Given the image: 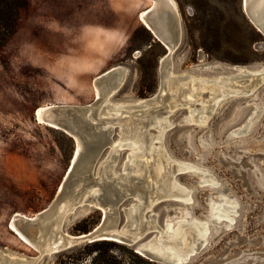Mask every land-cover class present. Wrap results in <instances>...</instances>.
Returning a JSON list of instances; mask_svg holds the SVG:
<instances>
[{
	"label": "rangeland",
	"instance_id": "1",
	"mask_svg": "<svg viewBox=\"0 0 264 264\" xmlns=\"http://www.w3.org/2000/svg\"><path fill=\"white\" fill-rule=\"evenodd\" d=\"M173 1L178 13V43L164 59L169 62L166 76L170 80L161 92L160 61L166 49L138 16L149 6L148 0H28L16 32L0 48V256L25 264L99 263L93 259L98 256V249L89 251L90 243L52 254L39 253L25 245L9 224L15 213L32 217L52 202L76 146L75 140L62 130L37 122L35 108L55 103H91L96 97V75L118 65L124 68V76L106 101L118 104L119 110L127 109V113L112 120L99 119L97 124L104 129L100 134L105 135L106 131L107 144L114 145L129 121L138 125L150 120L142 128L150 136L143 140L142 152L146 153L150 146L162 152L173 173L171 180L189 191H170L171 195L154 202L149 212L145 208L142 218L149 222L148 230L158 233L163 220L178 217L186 206L176 200L187 196L189 202L193 201L189 205L192 216L203 221L207 195L214 200L220 194L214 190L225 188L236 200V216L221 215L211 223L209 240L203 247L205 241L193 236L192 244L202 248L192 250L195 254L184 264H264V79L249 87L258 76L251 74L245 79L231 70L232 65L249 66L248 71L264 68V34L247 19L241 0ZM135 28L138 30L131 42L129 37ZM116 43H120L119 47L110 52ZM188 78L202 84L191 106L184 99L190 91L185 90L178 99H174L173 91L178 84L175 81ZM221 78H230L231 82H216ZM213 94V101L208 103ZM153 96L150 104H138ZM171 98L173 106L167 107ZM155 107L159 110L154 111ZM101 108L108 109L103 103ZM132 110L140 111L131 113ZM190 111L194 118L186 122ZM206 113L209 115L204 117ZM155 117L168 125L159 129ZM93 129L88 126L86 132ZM241 129L242 134L228 138ZM160 130L161 136L156 137ZM92 142L83 139L81 151H89ZM110 145L102 148L88 174H82V162L74 168L77 179L70 191L78 190V182L88 184L101 164L112 162L110 172L102 176L104 180L121 172L128 145L116 147L115 159L108 156ZM197 155H201V162ZM87 157L85 153L83 159ZM180 163L206 169L218 185L210 189L200 184L197 174L176 168ZM144 181L140 179L130 187L140 189ZM85 187L80 196L83 201L62 214L60 230L69 235L84 233L100 220L101 210L94 205L95 200L91 196L84 199L97 186L89 183ZM138 202L137 197H123L117 207L119 223L125 220L122 209ZM71 213L74 215L68 219ZM150 213L156 214L154 220ZM76 225L87 226V230H78ZM149 235L142 236V240ZM114 243L120 247H108L106 252L102 247V257L124 264H145L131 257L129 250H134L126 242ZM186 250L185 254L191 252Z\"/></svg>",
	"mask_w": 264,
	"mask_h": 264
},
{
	"label": "water",
	"instance_id": "2",
	"mask_svg": "<svg viewBox=\"0 0 264 264\" xmlns=\"http://www.w3.org/2000/svg\"><path fill=\"white\" fill-rule=\"evenodd\" d=\"M153 1V0H152ZM171 1V0H170ZM257 0H252L253 2H256ZM254 7H250V3H247L246 7L244 6V0H241V8L243 13L246 15L247 12L252 14V19L256 21V23H262V30H264V13L261 17H257L255 14V11L253 9H256ZM252 8V10H251ZM145 16L147 23L151 28H145L153 35V37L161 42L166 52L164 54L163 59L160 61V68L162 69L164 66V59H167L169 54L176 48V45L178 43V31H177V20L175 16L172 14V12L169 10V8L164 7V0H159L157 3H152L149 7L145 8ZM248 20L250 18L246 15ZM257 17V19H255ZM250 22L253 24V22L250 20ZM249 66H240V65H232L231 70L233 72H237L235 76L243 75V70H248ZM124 72V68L122 66H111L101 72L100 74L96 75V82L95 85H103L104 88L106 87V91H108L111 88L116 87V79L120 77ZM103 91L96 95L94 100L91 103H88L86 105H71V104H62V103H55V104H48L44 106L41 123H54L58 126V129H62V131L68 136L72 137L76 143L79 144V151L75 159H73V156L70 161V166L68 170L66 171L60 188L57 191L56 197L52 200V202L45 207L44 209L37 212L32 217H23V216H16L19 218L18 222L20 226H28L32 227L36 225L38 222L46 219L53 210L59 207L61 202H64L65 197L69 194L70 195V185H72L77 178H75V173H73V170L77 165L82 162V174L89 173L90 167L93 165V162L98 158L102 148L105 145H110L108 143V137L106 135V131L104 132L105 135L102 137H98L95 141L93 135L89 132H86L88 130V126L94 127L95 124L98 123L99 119H106V120H112L113 117L109 116L106 118H100L98 114L96 113V108L99 106V104L103 103L104 106H107L108 108H112L114 105H111L107 103V101L102 97ZM155 99V96L141 99L138 104L140 103H151ZM130 106H137V105H130ZM258 108V105H256ZM91 110V111H90ZM159 109L155 107L154 111H158ZM35 116L36 121H38L37 116ZM96 117V118H95ZM192 120L191 118L186 119V122ZM150 120H144L141 123L143 125H146ZM251 122V119H249L248 124ZM91 124V125H90ZM165 125H168L166 123ZM49 126V125H48ZM55 129H57L55 127ZM77 130V131H76ZM85 130V131H83ZM76 136V137H75ZM235 136L229 135L228 138H234ZM89 138L90 140H93L92 147H90L89 151L86 149H83L81 151V148H83V139ZM150 136H147V132L144 129L142 131V140L149 139ZM206 139L208 143H210V138L206 136ZM118 145H126V143H119L115 145H110V153L108 156L111 157V159H115L116 154L115 150ZM143 147V146H142ZM145 148V145L143 148H141L143 151ZM207 146L204 148V151H206ZM85 153L88 154V157L86 159H83L85 157ZM74 155V153H73ZM73 159V161H72ZM197 160L201 162L202 157L201 155H197ZM168 161V160H167ZM140 162V161H139ZM138 163V161H137ZM104 164L100 165L98 168L102 170ZM107 166L108 170L112 169V162H108L105 164ZM189 167V166H186ZM195 170L200 172L202 174V179L207 177V181L205 182L208 184H204V186L209 187L210 189H213L218 183L213 182L212 178L210 177V174L206 172V169L197 166ZM194 170V171H195ZM193 170L187 169V172L189 173H195ZM97 172V171H96ZM107 175V174H105ZM119 175L112 174L107 180L102 179V177H91L88 181L89 183L96 184V188L92 190V192L84 199H88L90 196V199L95 200V204L97 207L101 210V217L92 229L81 233L79 236H81L82 243H92L96 241H114V242H121L120 238H126L124 241L134 250L135 253L143 255L146 257L149 261L155 262L156 264H184L187 262V260L195 254V252H190L189 254H185L184 251L181 253V258L179 260H176L173 255H176V250H173L172 252L169 251V249L165 248V244L168 242L164 237L163 234V228H165V225L169 223L171 220H175L177 217L170 216L169 218L163 220V227L158 233H154L153 230H148L149 227H151L146 219H143V214L145 208L146 211L149 212L150 206L162 199L166 198L168 195H171V192L169 189L174 188V190L182 192V193H189V191L182 185L174 182L173 179V173L169 167V171H166V176L160 178L159 186L160 189L156 195H151L150 190L152 188V184H146L142 183V186L140 189L131 188L130 185L139 183V180L142 179L141 177L130 175L126 178H118ZM209 177V178H208ZM99 178V179H97ZM96 180L98 182H96ZM212 181V182H210ZM201 183V182H200ZM83 185L81 188H79L77 191H75L72 194L71 202H69L64 209L61 211V214H63L65 211L70 209L73 205L78 203L79 201H83V198L80 197L84 189L86 188ZM170 186L172 188H170ZM136 190V191H134ZM140 190V191H139ZM210 194L207 195L206 200ZM124 196L128 197H137L139 199V202L136 204L138 209L135 210V216L136 220L134 223L131 224L130 221H125L121 224L118 222V208L120 201L123 199ZM173 199V198H172ZM93 200V201H94ZM176 200V199H175ZM180 201L183 205L189 207V205L192 202H183L182 200H176ZM233 202V201H232ZM132 207H125L122 209V212L125 214L129 213V209ZM179 209V208H178ZM235 209L231 213L232 215H235ZM181 211V208L179 209ZM121 211V209H120ZM192 215V213H191ZM156 214L150 213L149 217L154 220ZM236 216V215H235ZM234 216V218H235ZM110 218V220H109ZM189 224L185 227H189L190 230H195V226L199 225L200 221H198L196 218L191 217ZM233 218V219H234ZM125 219V218H124ZM129 220V219H128ZM229 225L232 224L231 219L228 220ZM61 223V220H60ZM141 224V226L139 225ZM182 225V223H179ZM210 227L208 228L207 236L202 240L205 241L202 245L205 246L207 241L209 240L208 234ZM150 234L149 237L146 240H142V236L146 234ZM123 238V239H124ZM187 240V239H186ZM189 240V239H188ZM200 240V239H199ZM123 241V240H122ZM65 241H63L61 244L57 246V249L60 250L62 247L64 248ZM190 242H188L189 244ZM72 246V245H71ZM70 246H65V248ZM179 247V246H178ZM201 247V248H202ZM186 248V247H185ZM200 247L195 246L193 248V251H198ZM200 248V249H201ZM140 249L142 251V254L139 253L137 250ZM58 250L52 251L50 249L44 248L41 252L45 253H55ZM186 251H190V247L188 246Z\"/></svg>",
	"mask_w": 264,
	"mask_h": 264
},
{
	"label": "bare ground",
	"instance_id": "3",
	"mask_svg": "<svg viewBox=\"0 0 264 264\" xmlns=\"http://www.w3.org/2000/svg\"><path fill=\"white\" fill-rule=\"evenodd\" d=\"M148 1L150 2V4H149V6H150V5H152V3H157L159 0H153V1L148 0ZM247 3H250V7L256 6L255 7L256 9H253V10L255 11V14L257 15V17H261L263 15V13H264V0H257L256 2H253V3H252V0H244V6L245 7H246ZM164 7L169 8V10L172 12V14L175 16V18L177 20L178 13H177L174 1L173 0H171V1L170 0H164ZM251 10H252V8H251ZM246 15L253 22V24L252 23L251 24L257 30H259L260 32H262L264 34V30H262L263 24L262 23H256V21L254 19H252V17H251L252 14L247 12ZM138 16H139V18H140V20L144 26H146L147 28H151L149 26V24L147 23V20H146L145 9L142 10ZM257 17H255V19H257ZM168 68H169V62L166 61L164 63L163 68L161 69V75H162L161 82H160V89H161L160 91L161 92L164 91V89H165L164 87H166V85L168 84V80H170L169 75L166 76V71L168 70ZM243 71L244 72H242V74L245 76L244 77L245 79L251 74H254V75L259 77L258 80H256V79L252 80L250 85H248L249 87H253L255 85V83H257L260 79H264V68L260 69L258 71H248V70H243ZM123 76H124V72L120 77H118L116 79V81H115L116 87L119 86L120 82L122 81ZM229 79L230 78H227V79L221 78L219 81H216V82H220V81L225 82V83L231 82V80H229ZM175 83H178V84H176L175 87L173 88V91L175 94L174 99H178L179 96H181V94L185 90L186 91L188 90L190 92L184 96V99H185L187 105L191 106L192 102L198 98L199 94L197 93V90L200 88V86H202V84L199 83V80H193L192 78H188L183 82L175 81ZM116 87L111 88L108 91H106V90H104V86L102 84L101 85L99 84L96 86L94 83V95L96 96L103 91L102 97L106 100L107 97L111 94V92H113L116 89ZM214 89L216 91H218L217 86H214ZM215 95L216 94H213L212 96H210V99H208L207 102L209 103L210 100L213 101ZM174 99L171 98L166 103V106L167 107L173 106ZM101 104H99V106L96 108V113L98 114V116L100 118H106L109 116L115 118L120 113H127V111H126L127 109L119 110L121 107L118 104L114 105L112 108H108L107 111H105L104 108L103 109L101 108ZM44 106H46V105H44ZM44 106L36 107L34 110V115H36L37 119H38L37 122L41 123L42 116L44 115V113L42 112L44 109L43 108ZM208 106H209V104L207 105L206 108H208ZM132 111L133 112H131V113H135V112H138L140 110H132ZM203 111L204 110H202L201 112L203 113ZM193 115H194V112L190 111L189 115L187 116V119L188 118L193 119L194 118ZM208 115L209 114L206 113L204 115V117H206ZM154 123L159 129H161L163 127V125H165L167 122H164L161 118L155 117ZM45 124L49 125L52 128L56 127L58 129V126L54 123L50 122V123H45ZM93 128H94L92 130L93 132L89 131V133H91L94 138L102 137V133L100 134V131L104 130V129H102V125L101 124H95V126ZM142 128H144L143 123H141V124L138 123V125H135V124L131 125V123L129 121L126 125V128H124V130H122V134H120V137L114 143V145L119 144V143H126L128 145V149H129V152L127 154V159H126V161L123 162V165L121 167V172L118 173L117 175H119V177H118L119 179L129 177V174L141 177L142 179L145 180L144 183L152 184V188H151L149 194L156 195L160 189V186H159L160 178L162 179V177L166 176V171H169L170 166L168 165V161H167L165 155H163V153L159 152L157 149H153L152 146H150V149L146 153L141 151V148L144 147L143 140L141 139L142 131H143ZM59 130H62V129L59 128ZM242 133H243L242 129L237 130L236 132L234 131L232 133V136L240 135ZM157 136H161V130L156 135V137ZM75 140H77V139H75ZM79 149H80L79 144L76 143L73 159L76 158ZM73 159H72V161H73ZM137 161H138V163H137ZM176 168L189 169V170L194 171L195 168H197V167L196 166L186 167L184 164L180 163L176 166ZM109 172H110V170H108L107 166H105V164H104L102 170L100 168L97 169L96 175H97V177H102L104 174H107ZM194 172L200 178L199 183L201 182L200 184H205V181L202 179V174L200 172H198L197 170H195ZM83 183H84V181L78 182L76 184V188L77 189L81 188L84 185ZM206 184H208V183H206ZM170 188H172V187L170 186ZM169 190L174 191V192L176 191V190H174V188L169 189ZM134 191H136V190H134ZM217 191L220 194H218L217 198H215L214 200L212 199V197H210V195L208 196L206 218L203 221H200L199 225L195 226V230H190L189 227H185L186 225L189 224L190 220L192 219L191 217H193L191 215L189 207H187V206H186V208H184L181 211V214L175 220H171L169 223H167L165 225V228H163L162 236L164 237V239H166L168 241L165 244V248L169 249L170 252H172L173 250L178 251V252H176V255H173L172 253L170 254L171 256H174L176 260H179V258H181V253H183V251L186 250L188 248V246L190 247L191 251L193 250V248L195 247V245L192 244V242L194 241L193 236H196L198 239L203 240L207 236L209 225H211V223L213 224V223L217 222L219 220V216L225 215V214L226 215L231 214L233 212L234 208L236 207V202H235L236 200L232 196H230L226 193L225 188H221L219 190H214V192H217ZM74 192H75L74 190L71 191L70 195L68 194L65 197L64 202H61L59 207L56 208L55 210H53L51 212V214L46 219L38 222L36 225H34L32 227L20 226L19 222H18L19 218L16 216H18V215L23 216V217H26V216L24 214L15 213L12 220L10 221L9 229L11 231H13V233L25 245L31 247L32 249L38 251L39 253H41V251L44 248L50 249L52 251L58 250L57 246L59 244H61L63 241H65L64 248H65V246H71V245H76V244L82 243L81 236H79L81 233L78 235H69V234L60 230V220L62 217L61 211L64 209V207L69 202H71L72 194ZM181 200L183 202H189L190 199H189V196H187ZM136 208L138 209L137 205H134V206H132V208L129 209V213L125 212V214H126L125 220L130 221L131 224L134 223L136 220V216H135L136 215L135 210L137 211ZM73 215H74V213L73 214L71 213L68 216V219H72ZM109 220H110V218H109ZM179 223H182V225H180ZM123 238H120L121 242H125L124 240L126 238H124V239ZM188 239H190V240H188ZM188 242H190V243L188 244ZM137 251L142 254V251H140V249H138ZM0 264H25V263H20V262H18L17 259H6L3 256H0Z\"/></svg>",
	"mask_w": 264,
	"mask_h": 264
},
{
	"label": "trees",
	"instance_id": "4",
	"mask_svg": "<svg viewBox=\"0 0 264 264\" xmlns=\"http://www.w3.org/2000/svg\"><path fill=\"white\" fill-rule=\"evenodd\" d=\"M27 8H28V0H0V48L4 46L8 42V40L14 35V33L16 32L19 26L21 14ZM136 29L138 30V28H135L129 37L131 42L135 40ZM143 30L145 29L143 28ZM145 32H147V30H145ZM119 45L120 43H116L110 52L113 53L119 47ZM76 229L81 231H86L87 226L80 228V225H76ZM88 246H89L88 248L89 251L91 250L94 251L98 249V253H99L98 256L96 255V258H93L96 260L98 259L99 263L97 264H124L121 260H116V259L112 260V258L108 256L105 258L102 257V255L104 254L101 252L102 247L105 249L104 252H106V248L108 247L119 248L120 246L118 244H115L112 241L102 240V241L92 242ZM129 254L134 259L144 262L145 264H155L141 258L137 253L131 250H129Z\"/></svg>",
	"mask_w": 264,
	"mask_h": 264
}]
</instances>
